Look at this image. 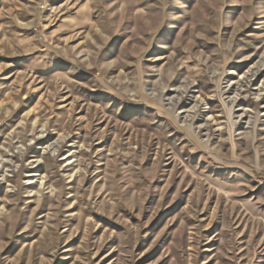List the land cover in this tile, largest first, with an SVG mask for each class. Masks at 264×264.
Masks as SVG:
<instances>
[{"label": "rangeland", "instance_id": "374dc122", "mask_svg": "<svg viewBox=\"0 0 264 264\" xmlns=\"http://www.w3.org/2000/svg\"><path fill=\"white\" fill-rule=\"evenodd\" d=\"M0 264H264V0H0Z\"/></svg>", "mask_w": 264, "mask_h": 264}]
</instances>
